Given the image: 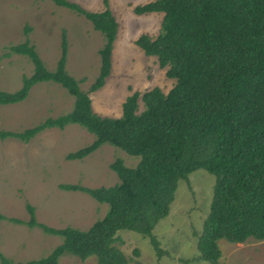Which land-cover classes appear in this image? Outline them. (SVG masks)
Segmentation results:
<instances>
[{
  "label": "trees",
  "instance_id": "1",
  "mask_svg": "<svg viewBox=\"0 0 264 264\" xmlns=\"http://www.w3.org/2000/svg\"><path fill=\"white\" fill-rule=\"evenodd\" d=\"M84 16L103 34L100 67L90 93L100 90L111 74L118 22L106 8L92 11L71 0H52ZM135 14L161 12L159 33L140 34L134 44L175 84L164 93L153 87L126 96L119 115L97 112L89 94L66 69L67 40L61 35L60 59L48 71L29 42L10 47V54L27 57L33 65L15 92L0 90V104L24 100L40 82H53L74 97L71 111L21 131L0 130V139L28 142L48 127L78 123L94 134L87 145L69 152L68 160H80L108 143L139 159L127 167L117 158L110 164L119 181L111 186L88 188L59 184L68 191L87 193L108 205L103 217L86 230L71 226L53 228L30 219L44 233L60 238V244L43 258L0 264H58L63 255L97 264H127L114 244L117 231H134L148 239L162 258L154 225L169 216L179 180L205 169L215 176L208 214L197 238L198 259L218 264L219 241L244 244L264 242V0H151L133 6ZM141 103V108H139ZM0 219H6L0 214ZM136 254V252H134Z\"/></svg>",
  "mask_w": 264,
  "mask_h": 264
},
{
  "label": "rangeland",
  "instance_id": "2",
  "mask_svg": "<svg viewBox=\"0 0 264 264\" xmlns=\"http://www.w3.org/2000/svg\"><path fill=\"white\" fill-rule=\"evenodd\" d=\"M92 11L106 8L103 0H71ZM151 0H108L118 22L114 41L111 74L104 86L90 93L99 73V50L103 34L95 30L84 16L57 5L52 0H0V90L17 91L24 76H30L33 65L21 55L10 54L12 46L28 41L48 71H54L60 59L62 33L67 40L65 69L89 94L93 108L102 114L119 115L126 96L153 87L166 93L175 84L166 69L157 66L155 58L143 55L134 44L140 34L151 37L159 33L161 12L135 14L132 8ZM74 97L53 82L33 86L19 102L0 104V130L21 131L47 117L71 111ZM141 108V103H139ZM94 139V134L78 123L62 128L48 127L28 142L8 136L0 139V253L9 261L27 262L48 256L60 244V238L44 233L27 222L28 205L35 220L53 228L71 226L89 228L104 216L108 205L99 203L87 193L62 190L59 184H78L88 188L111 186L119 178L110 164L117 158L133 167L137 156L105 143L80 160L66 155ZM215 176L197 169L181 179L171 204L169 216L159 220L152 234L160 241L163 256L155 254L147 238L134 231L120 229L114 244L124 254L127 264H210L198 259L197 238L208 214ZM221 258L218 264H264V242L244 244L218 242ZM136 252V254H134ZM1 263V260H0ZM58 264H97L95 258L81 261L63 255Z\"/></svg>",
  "mask_w": 264,
  "mask_h": 264
}]
</instances>
